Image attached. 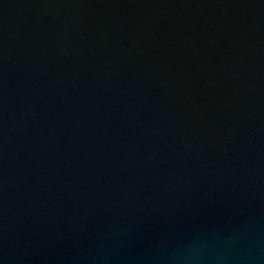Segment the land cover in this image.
<instances>
[{"label":"water","instance_id":"obj_1","mask_svg":"<svg viewBox=\"0 0 264 264\" xmlns=\"http://www.w3.org/2000/svg\"><path fill=\"white\" fill-rule=\"evenodd\" d=\"M0 264H264V0H0Z\"/></svg>","mask_w":264,"mask_h":264}]
</instances>
